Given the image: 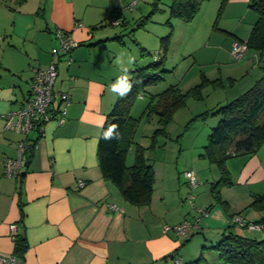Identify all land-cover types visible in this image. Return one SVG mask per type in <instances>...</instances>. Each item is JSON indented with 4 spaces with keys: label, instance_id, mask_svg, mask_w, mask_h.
<instances>
[{
    "label": "crops",
    "instance_id": "crops-1",
    "mask_svg": "<svg viewBox=\"0 0 264 264\" xmlns=\"http://www.w3.org/2000/svg\"><path fill=\"white\" fill-rule=\"evenodd\" d=\"M252 1L228 0L218 29H214L213 23L202 45L204 51H198V56L203 55L199 61L200 77L203 74L208 80L220 83L221 89L230 90L217 97L215 106L191 116L197 117L220 104H227L262 77L264 56L259 52L247 51L237 64L231 60L233 44L246 42L258 20L257 13L250 7ZM3 2L6 5L0 14L8 19L0 26V31L12 39L0 55V116L21 106L28 96L34 70L52 62L56 63L58 73L54 91L68 93L70 103L64 124L54 119L45 124L41 133L32 132L28 136L33 148L22 161L24 175L19 179L5 174V161L18 157L17 146L24 136L5 130V122L0 117V256L15 255V242L10 236L13 224L28 246L24 257L18 258L21 264H171L175 256L184 260L183 247L193 239V231L210 244L203 248L216 246L222 234L231 228V220L221 206L229 200L221 197L217 202L211 191L209 196H201L199 192L198 209L208 210V216L202 218L197 229L185 235L165 231L166 226L174 227L187 221L182 202H187L191 191L183 186L185 178L181 181L171 161L164 162L165 165L149 163L154 169L155 183L148 206L130 204L101 173L97 148L103 126L117 101L118 91H113V86L118 88L121 81L125 83L127 73L137 68L134 52L129 49L130 56L127 55L123 40L118 44L115 39L121 32L103 28L106 23L110 24L114 10H120L121 21L126 19L124 29L130 26L123 9L128 7L126 0ZM220 4L221 0L205 3L198 17L202 19L203 14L205 19L212 17ZM114 16L117 17V13ZM58 30L68 32L79 43L71 54L53 56L52 51L59 45L55 37ZM219 33L230 37L221 47L212 45V39L218 45L220 38L214 35ZM202 36L199 31L195 38L199 40ZM203 66L208 71L204 72ZM142 98L144 96L139 99ZM58 105L57 98L54 106ZM215 123L211 121L208 130L201 132L194 144L195 159L190 171L201 180L207 178L204 174L207 168L201 161L207 160L200 156L207 145L210 127ZM132 155L133 165L134 149L127 156V166ZM227 167L232 180L242 187L235 188L234 200L239 199L240 192L245 203L264 195L260 187L264 183V144L253 155L230 159ZM208 171L211 180L217 175L220 178L219 172L212 168ZM80 181L85 183L82 188L78 185ZM246 188L252 191L244 192ZM188 256L189 262L199 260L195 254ZM214 264L221 261L218 259Z\"/></svg>",
    "mask_w": 264,
    "mask_h": 264
},
{
    "label": "trees",
    "instance_id": "trees-1",
    "mask_svg": "<svg viewBox=\"0 0 264 264\" xmlns=\"http://www.w3.org/2000/svg\"><path fill=\"white\" fill-rule=\"evenodd\" d=\"M133 1H130L128 8H134L131 7ZM209 1L169 0L170 17L192 22L204 4ZM227 3L228 0H221L213 26L215 30L218 29V23ZM250 7L257 13L258 20L248 40L238 41V43H245L248 51H256L264 56V0H253ZM116 13L117 17L114 16ZM120 16V10H114L110 24L118 21L117 26L124 28L126 19L121 21ZM146 19L148 18L140 19L136 28H144ZM123 37L124 35L120 34L115 39L121 42ZM142 51L146 50L142 49ZM153 58L152 63L137 66L135 70L128 72L131 73V77L125 82L126 95L121 96L118 91L117 101L103 126L97 148L103 178L115 184L124 199L135 206L150 204L155 183L153 166L145 157L146 149L135 144L133 140L137 120L131 116L135 101L140 96L145 98L146 89L156 85L167 73L164 69V55L157 53ZM261 69L262 77L248 91L227 104L206 111L197 117L205 119L209 116H217L220 118L218 124L211 129L207 145L200 156L211 165H215L220 172L219 180L211 187V192L217 202L221 201L220 188L232 185L227 162L237 156L253 155L264 144V66ZM219 84L217 81L208 80L202 74L200 83L187 93H182L178 85H173L158 94L151 95L148 110L151 109V112H155L160 118V128L156 130V133L164 132L176 110L184 107L189 99L202 100L204 98L202 92L206 86L212 85L215 88L220 86ZM106 133L109 134L110 139L105 138ZM131 149H134L135 159L134 164L128 167L127 156ZM152 149H155V146ZM222 203L225 204V202ZM251 206L264 209V195L255 196ZM251 224H264V219ZM14 242L15 256L23 258L28 248L25 237L18 234ZM209 249L219 253L220 261L225 264H264V238L257 240L244 237L233 233L231 228L222 234L216 246Z\"/></svg>",
    "mask_w": 264,
    "mask_h": 264
},
{
    "label": "rangeland",
    "instance_id": "rangeland-1",
    "mask_svg": "<svg viewBox=\"0 0 264 264\" xmlns=\"http://www.w3.org/2000/svg\"><path fill=\"white\" fill-rule=\"evenodd\" d=\"M3 1L4 0H0V13L6 5V2ZM130 1L131 0H126L128 6ZM216 1L218 0H210L209 3L213 4ZM32 2H36V0H32ZM119 3L120 5H123L121 2ZM209 3L207 2V4ZM169 6V0H138L137 5L133 6L134 8H128L127 6V8H123L124 11L127 12L126 16L130 23V26L126 27V30L123 27H112L109 23H106L105 25L107 26L104 25L105 27L103 28L118 30L121 32L120 34L124 35L123 43L126 45L125 49H127V55H129V49L134 52L133 55L137 56L135 58L137 59V66H144L152 63L154 60L153 57L157 55V53L164 55V69L167 73L162 76V80H160L156 85L150 86L146 89L145 98L137 99L131 110V116L137 120V127L133 140L136 144L146 149V157L150 159L149 163L157 162V165H165L164 162L167 161L168 163H174V168L177 167L176 172L182 181L183 178H185L184 174L187 171H190V165L194 163L193 160L195 158L193 159V155L195 152L194 147L196 146L194 144H196L198 138L201 137V132L208 130V124H211V121H216L214 124L215 126L220 121V118L217 116H209L205 119H201L197 118L198 116H191V113H199L200 111L206 110L207 107L215 106L217 103V97H221L224 93L226 94V92L230 89L227 88L226 90H223L221 89L222 87L214 88L212 85L206 86L202 92L204 97L202 100L189 99L184 107L176 110L172 119L166 125L164 132L156 133V130L160 128V118L158 114L151 112V109L148 110L151 95L158 94L173 85H178L182 93H187L191 88L200 83L199 77L201 69L199 61H201L203 55L199 54L198 56V51H204L202 45L206 43L208 35L212 31L211 28L217 14V11L215 14L212 12V17H208L206 19L204 18L206 17L204 14L202 15V19L198 17V14L192 22H186L181 19L171 18ZM207 6L206 10L209 12V5ZM0 17L2 18L4 15L0 14ZM144 18H148L145 21L144 28L137 29L136 27L139 20H143ZM2 19L3 20L0 21V26H3L4 23L7 22L8 17L5 15V18ZM201 21L202 23H200ZM132 30L134 31L131 32ZM199 31L201 34H204V36L198 40L195 38V35ZM219 34L220 35H214L215 37L220 38L218 45L214 44L212 39V45L217 47H221L220 44L222 42L230 39V37L225 36L222 33ZM4 35L5 32L0 31V55L2 54V50L7 45V42L12 39L10 37H5ZM2 37H4V41ZM215 39L216 38H214V40ZM163 41H165V43H163ZM118 44H121L120 41ZM142 49L146 51H142ZM231 58L233 62H236L235 64L239 63L233 58V56H231ZM203 68H205V66H203ZM205 71H208V68H205L204 72ZM127 75V79H129L131 73H127ZM220 105H225V103ZM213 127H210V129ZM154 146L155 149H152ZM133 158L134 155H132L128 166L132 165ZM201 162V164H204L207 168V171H204V174L207 175L206 180H201L197 177L199 185L197 189L193 191L190 189L189 184L186 183V179V182L183 184V186L187 187L189 191L191 190L190 193L192 192L191 194L195 197V209L191 207L188 201L182 202V205L188 211L187 212L184 209V215H186L185 219L191 224L195 223L200 218V215L198 217L199 201L197 199L199 192H202L201 196L205 194L209 196L212 187L211 183H216L219 180L218 175L216 178H212L214 180H211L210 172L208 171V168H212L216 172H219V170H217L218 168L216 169L210 165L208 161ZM231 181L232 185L222 186L219 190L220 196L229 200L228 204L225 203L221 206L224 207V210L227 211L230 217L231 231L244 237L262 240L264 232L247 231L234 224L237 216L250 219L255 223L264 217V209L252 207L251 204L254 200H249L248 203L243 202L244 200L242 201L241 199V192L239 193V199L234 200L235 198L233 196L235 188L242 187L240 185H236L232 178ZM260 187L264 189V183L260 185ZM249 191L251 192L252 188L244 189V192ZM195 210H197V212ZM193 233V239H191L183 247L186 252V259L183 258V263L214 264L218 261V259L220 260L219 253L203 248V245L205 244L207 246L210 245L208 241H206L199 234H196V232L193 231ZM190 253L197 255V259L200 260H197V263H195L196 260H191V262H189L187 259ZM215 255L218 258H216L217 261L214 260ZM221 264L225 263L221 262Z\"/></svg>",
    "mask_w": 264,
    "mask_h": 264
},
{
    "label": "built area",
    "instance_id": "built-area-1",
    "mask_svg": "<svg viewBox=\"0 0 264 264\" xmlns=\"http://www.w3.org/2000/svg\"><path fill=\"white\" fill-rule=\"evenodd\" d=\"M138 0H134L131 4L135 6ZM112 25H119L118 21H113ZM56 40L59 45L52 51L53 56L64 54H71L73 50L79 47V43L76 42L71 35L64 31L58 30L55 33ZM247 46L245 43L235 42L232 46L231 54L233 58L240 62L247 54ZM57 65L52 62L47 67H40L34 70V75L30 83L28 96L25 98L21 106L9 111L0 116L5 122V130L12 131L24 136L17 146L18 157L7 158L5 161V174L14 179H19L22 175L23 159L25 155L32 151V144L28 140V136L32 132L41 133L46 123L56 119L59 124H64L66 121L67 106L70 103L68 93H58L54 91V85L57 79ZM141 97V96H140ZM59 99V105L54 106L55 100ZM190 189L193 191L197 189L199 183L194 172L189 171L184 174ZM79 187L85 186V183L80 181ZM192 193V192H191ZM189 194L187 201L192 208L195 209V197ZM113 210H116L115 206H112ZM200 218L195 223L191 224L185 221L177 226H166L165 231L174 230L178 235H185L187 231L191 229H197L199 222L202 218L208 216V210H198ZM235 224L241 228H246L249 231H263L264 224H251L248 223L241 216L236 217ZM10 236L15 241L18 236V229L16 225L10 226ZM0 264H21L18 257L15 255L4 257L0 256ZM171 264H184L182 259L174 257L171 259Z\"/></svg>",
    "mask_w": 264,
    "mask_h": 264
},
{
    "label": "clouds",
    "instance_id": "clouds-1",
    "mask_svg": "<svg viewBox=\"0 0 264 264\" xmlns=\"http://www.w3.org/2000/svg\"><path fill=\"white\" fill-rule=\"evenodd\" d=\"M129 90H130V86H129ZM113 91H115V92L116 91H119L121 96L126 95V89H125V83H124V81H121L120 82L118 88H114V86H113ZM105 138L106 139H110L111 137L109 136V134L106 133L105 134Z\"/></svg>",
    "mask_w": 264,
    "mask_h": 264
}]
</instances>
